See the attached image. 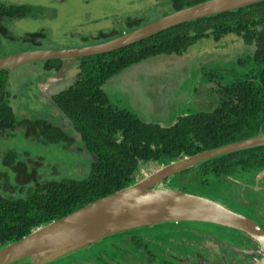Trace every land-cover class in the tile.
<instances>
[{
	"label": "trees",
	"instance_id": "obj_1",
	"mask_svg": "<svg viewBox=\"0 0 264 264\" xmlns=\"http://www.w3.org/2000/svg\"><path fill=\"white\" fill-rule=\"evenodd\" d=\"M201 1L205 0H174L170 12ZM1 13L25 15L29 8L22 11L19 7L1 6L0 18ZM125 21L130 24L129 30L148 23L141 18L128 17ZM229 33L242 37L247 45L256 44L257 50L255 56L238 60L245 67L236 72L231 82L217 83L214 107L198 109L179 117L171 126H161L146 123L110 105L103 85L124 69L161 54L181 55L201 38L219 39ZM78 59L82 60V72L76 83L56 94L54 99L69 123L79 130L83 148L91 159L90 167L80 177L47 180L41 173L37 175L33 162L28 161L26 165L18 162L14 182H7L8 187L15 189L11 194H15L10 198L0 197V247L135 183L144 162L168 164L264 131V0L190 20L134 44ZM40 122L46 131L54 133V136L49 134V140L61 141L68 136L61 128L50 125L49 120L40 118ZM32 124L34 120L20 118L10 102L1 97L0 133L9 129L13 136L19 126L21 130L24 125ZM240 164L256 171L264 169V146L232 152L194 167L215 178L229 174L234 165ZM205 179L207 183L210 178Z\"/></svg>",
	"mask_w": 264,
	"mask_h": 264
},
{
	"label": "rangeland",
	"instance_id": "obj_2",
	"mask_svg": "<svg viewBox=\"0 0 264 264\" xmlns=\"http://www.w3.org/2000/svg\"><path fill=\"white\" fill-rule=\"evenodd\" d=\"M166 1L168 0H0V3L7 5L26 6L30 12L24 18H14L4 24L6 30H0V51L2 55H6L17 50H25L34 46L35 41L41 48L48 49L90 44L94 41L93 38L101 33L128 30L130 24L125 21L128 17L132 20L139 17L148 22L161 17L164 11L173 9V2ZM248 47L245 40L235 33H229L219 39L213 36L201 38L192 43L181 55L161 54L134 64L108 79L103 87L113 103L129 108L147 122L166 123L169 117L178 111L182 112L192 106L199 107L203 98L212 99V102L216 103V94L211 97L209 95L214 92L213 84H203L204 69L215 67L224 70L235 66L236 59L243 57L246 54L245 48ZM42 63L45 61H40V64ZM79 71L77 62L66 72L67 85L64 86L63 74L50 70L36 72L34 75L24 74L21 78H16L17 81L11 85L14 94L10 95L11 104L16 106V114L24 118H34L33 115L39 113L43 118L48 114V118H44L51 123H58V120L53 121L54 117L51 116L56 114L53 107L54 96L72 85ZM215 73L218 75V72ZM224 81L230 82L228 75ZM200 85H203L201 89L198 88ZM196 92L203 98L197 100L198 97H194ZM172 106L174 111H170ZM208 106H204L206 110H209ZM49 134L39 129L36 131L17 129L15 135L7 137L6 140L1 138L0 151L13 153L15 156L9 158L6 163L0 162V171H8L12 167L16 170L19 162L16 156L21 155L36 161L41 159L42 171H49L47 180L85 175L90 167L87 153L85 155L83 152L71 150L77 148L73 147L74 145L68 149L64 141L49 140L47 138ZM35 167L41 169L40 164ZM154 168H158L154 162L142 165L137 179L151 173ZM11 177L15 180L14 176ZM163 184L165 187L179 190H182L180 188L184 185L178 177L176 179L170 177ZM203 193L208 194L206 191ZM230 206L241 211L234 205ZM246 215L264 227L253 214ZM182 224L199 225L187 222ZM176 225L158 224L137 231L156 230L154 232L156 235L160 233L157 229ZM96 244L102 246L105 242L101 240ZM206 245H209V242L206 241ZM92 247L93 245L48 264H72L78 257L86 256V252L93 253ZM251 261V258L246 259L240 264H248Z\"/></svg>",
	"mask_w": 264,
	"mask_h": 264
},
{
	"label": "water",
	"instance_id": "obj_3",
	"mask_svg": "<svg viewBox=\"0 0 264 264\" xmlns=\"http://www.w3.org/2000/svg\"><path fill=\"white\" fill-rule=\"evenodd\" d=\"M261 0H205L183 7L109 40L75 48L35 49L0 57V71L27 63L107 53L181 23L237 9ZM264 146V131L252 137L184 156L154 168L135 183L101 197L72 213L42 224L22 238L0 247V264H43L88 248L108 237L158 224H214L240 231L261 248L264 227L245 213L206 195L164 186L169 177L200 163L244 149ZM264 175L262 171L258 177Z\"/></svg>",
	"mask_w": 264,
	"mask_h": 264
},
{
	"label": "flooded vegetation",
	"instance_id": "obj_4",
	"mask_svg": "<svg viewBox=\"0 0 264 264\" xmlns=\"http://www.w3.org/2000/svg\"><path fill=\"white\" fill-rule=\"evenodd\" d=\"M173 1L174 0H168L166 2L172 3ZM1 6L10 7V8L11 6L19 7L22 9V11L23 10L27 11L26 6L7 5L5 3H0V8ZM161 8H155V9L160 10ZM170 11L171 10H169L168 12L171 13ZM29 13H25V15L19 14L17 16H7L1 13L2 17L0 18L1 19L0 30H6L4 24H7L9 21H12V19L24 18ZM163 13L161 14L162 16H164ZM31 15H35V14H31ZM136 19H140V18L137 17ZM126 31H130L129 27L128 30ZM120 32L124 33V31H116V30L110 31L109 33H105V34L101 33L102 36L96 35V37L93 38L94 41L86 45H91L109 40L113 37H116V35L118 36ZM248 46L250 48L249 47L245 48L244 51L246 52V54L243 57L236 59L235 66L226 68L224 70L217 69L215 67L204 69L205 73L203 74L204 75L203 84L204 85L213 84L214 86L212 87L214 92L212 94L211 93L209 94L210 97L213 94H216V97L218 96L216 85L218 82L224 83L225 76L228 75L231 82L232 77L236 76V72L244 69L245 67L244 64L238 63L239 59H246L250 56H255L257 50V48L255 47L256 44H251ZM35 49H45V48H41L40 44L37 41H35L34 46H31L25 50H17L15 52H10L9 54L22 52V51H30ZM9 54L2 55L0 51V57L7 56ZM53 60H61V61L60 63L51 64L48 62L50 60H45V63L42 64H40V62L27 63L12 69L1 70L0 99L2 97L3 99H7L10 102V97H11L10 95L12 94L11 85L15 81H17L16 78H21L24 74L34 75V73L36 72L42 73L45 70L61 72L64 76L62 78V84L63 86L65 84L67 85V83H65L68 76L66 72L71 70L74 64L78 62L80 71L76 75L75 80L72 83L75 84L77 78L80 76L82 72L81 70L82 60L78 58L74 60H68V59H53ZM252 66H253L252 63H250V67ZM215 72H218V75H216ZM247 72H249V70H247ZM38 82L40 83V80ZM202 86L203 85H200L198 86V88L201 89ZM38 89L40 90V88ZM103 89L105 93L108 95L106 89L104 87ZM198 95L199 93L197 92L194 95L195 98L198 97L197 100L203 98ZM181 97L184 96L181 95ZM108 99L110 101V105L116 108L117 110H124L125 112L132 113L146 123H159V122H147L144 119L140 118L138 114L134 113L129 108L113 103L109 97ZM53 102L55 104L53 107L55 109L56 114H51V116L54 117L52 120L55 121L57 119L58 123L50 122V125L55 126V129L61 128V130L65 132L66 135H68L66 138L61 139V141H64V144L66 146L69 143V145L67 146L68 149L77 147L76 149H71V150L80 151L83 152L82 154L86 155V150L83 148V141L81 135L79 134V130H77L76 127H74L72 124L69 123L66 116L62 113V110L60 109V106L58 105L56 100H54ZM206 105H209L208 108H212L214 107L215 103L212 102V99L203 98L201 105H199V107L192 106L189 107L188 109L183 110L182 112L178 111L174 113L173 116L169 117L166 123H159V124L161 126H171L175 124L178 121L179 117L181 116H187L191 113L196 112V110L198 109H207L204 107ZM13 108L14 110H16V106H13ZM171 110H173V106L170 108V111ZM33 117L34 118L31 119L35 121V124L30 125V127L24 125L23 128L24 130L33 129L36 131L37 129H39V131L43 130L44 133H50V136H54V133H51L50 131L49 132L46 131L45 125L42 122H40V118H41L40 113L33 115ZM44 117L48 118V114L47 116ZM44 117L43 119L48 120ZM20 118H24V117H20ZM21 127L22 126H19L18 129H20ZM7 137H10L9 129H5L3 132L0 133V139L4 138L6 140ZM13 156H15V154L0 151V162L6 163L7 160ZM16 157L19 162L22 161L25 165L27 164L28 161H31L35 164V166L40 164V168H41V163H42L41 159L40 161H36L34 159H31L30 157L24 158L21 155H17ZM150 162L152 161L144 162L142 165H145ZM154 163L157 165V167L162 165L156 162ZM249 167L243 168V165L241 164L234 165L230 169L229 174H225V175L223 174L222 177H215V178L213 174L208 175L205 172H203L199 167H194V168L191 167V169L184 170L171 177L172 178L175 177V179L176 177L180 178V181L184 184L183 187L180 188L182 189V191L199 194V195H206L212 199L222 201L228 204L229 206L230 204L234 205L241 211H244L245 214L246 213L253 214L264 225V175L258 177L259 174L262 171H264V169H260L256 171V169H248ZM9 170L0 171V197L10 198V195L15 194L14 192L13 194H11L12 193L11 191H14L15 189H13L12 187H8L7 182H14V179H11L12 178L11 176L16 175L17 172H15L14 167H12V169L10 168ZM37 173H38L37 175L39 176L41 173L43 177L46 179L49 171L48 170L42 171L41 168L40 170L37 171ZM208 177L210 179L207 180V183H205L204 182L206 180L205 178ZM168 179H166L165 181H167ZM204 191H206L208 194L203 193ZM157 230H159L160 233L156 235H154V232L156 230L155 231L140 230L136 232L122 233L108 237L107 239L103 240L105 244H102V246H99L101 244H96V243L93 244L92 247V250H94L93 253L86 252V256L78 257L77 261L72 262V264H240L241 262L244 263L246 259H250V258L252 259L250 263H252L257 258H260L262 255L260 246L255 241L251 240L249 236H247L246 234L240 231H236L234 229H230L224 226H219V225L211 226L205 224H199V225L178 224L174 227H169L166 229H157ZM206 241L209 242V245H206ZM240 256H243V258H241ZM52 261L54 260H50L43 264H48Z\"/></svg>",
	"mask_w": 264,
	"mask_h": 264
}]
</instances>
